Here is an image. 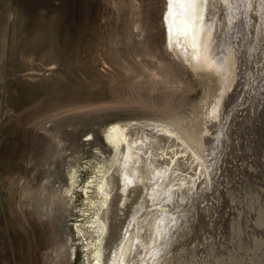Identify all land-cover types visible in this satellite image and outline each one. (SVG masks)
I'll use <instances>...</instances> for the list:
<instances>
[{
	"label": "rangeland",
	"instance_id": "1",
	"mask_svg": "<svg viewBox=\"0 0 264 264\" xmlns=\"http://www.w3.org/2000/svg\"><path fill=\"white\" fill-rule=\"evenodd\" d=\"M232 5L243 16L217 39L237 64L221 76L167 45L168 0H0V264H96L108 202L110 249H132L119 264H264V0ZM129 121L179 138L177 168L152 162L146 185L172 197L102 188L118 163L106 129ZM142 196L158 217L134 241Z\"/></svg>",
	"mask_w": 264,
	"mask_h": 264
},
{
	"label": "bare ground",
	"instance_id": "2",
	"mask_svg": "<svg viewBox=\"0 0 264 264\" xmlns=\"http://www.w3.org/2000/svg\"><path fill=\"white\" fill-rule=\"evenodd\" d=\"M232 3L233 0H214L213 2H211L210 0H168V7L166 10L164 21L166 23L165 32L167 45L171 47L175 52H177V54L182 59L189 62L190 65L196 70L210 69L214 72L220 73L221 76H230V73L236 69L237 59L234 55L237 50L235 51L234 46H230L228 44L225 53L222 54L224 52V48H222L224 45L222 43L220 44V41L217 39V37H219L220 34H223V39L227 36V40L229 37L228 32L230 31V29H233L234 25L236 24V18L238 19L239 14L243 16L241 14V11H237V7L233 6ZM210 4L213 5L211 9V23L208 22V17L206 14H204V8L206 9ZM250 5L251 4L249 3H243L246 11L250 9ZM250 15L251 14H249V16ZM238 25H236L235 27H237ZM215 27L218 28V35L216 37L214 36L215 32L213 31ZM244 27L243 29H245ZM238 30H240V26ZM217 41H219L218 45ZM229 79L228 81H230ZM228 81L226 83V87L222 90L225 98L229 96L231 88L233 86V81ZM105 135L107 140H109L118 151L117 169L112 174H110L107 177V181L102 184V188L103 186H108V189H105V193L107 194V196L111 195V190L114 187L115 183L118 182V178L119 180H121L123 188L125 190L128 189L133 192H136L138 190L142 192L149 191V195L151 197L167 193V195H170V197H172V187L167 188L161 184V186L155 184L151 188L149 187V189L146 187L151 175L154 176V173L159 170L157 168L155 171L153 166L151 167L152 162H157L158 159L161 161H165V167L161 172H164V175L167 177H169L167 175L168 171L170 169L177 168L176 166L180 162L179 157H176L177 155L175 154L173 156H170V159L166 157V155L168 154V148H170L174 144H177V141L179 140V138L175 134H173L172 131L161 125L142 127L140 126V124L129 121L125 123L114 122L110 124L106 129ZM181 142L184 145V142ZM159 154L160 156H158ZM143 164L148 166H145V169L141 171L138 168L143 166ZM140 171L141 176L138 175ZM71 179V184H74L75 176L72 175ZM150 180L152 181V178ZM184 185L185 182L184 184L183 182L180 183L179 191L180 193L186 194L187 186ZM163 189L165 190L164 192L162 191ZM117 191L119 190L117 189ZM125 196H127V194H125ZM185 198L186 197H184V199ZM113 199L115 200L114 197ZM147 206L149 205L146 203V198L145 196H142L136 220L133 224V228L129 231L130 240L133 238L134 241H141L144 233L146 232V230H148L147 228L151 218L158 217L157 214L155 215V213H153L155 209H152V205L149 206L151 208L149 210L147 209L148 211L142 210ZM111 208L112 205L110 202H108L102 212V217L100 218L104 227V235L101 239V247L96 250V264H119L121 260L122 262H124V260L127 259V256L129 254L131 255L132 252L131 245L128 244L126 245L124 251L122 249V252H119L118 254L114 253L116 248L114 250L110 249V246L107 243V241H109L110 239V232L113 231H110L113 224L112 215H110ZM167 213L170 215L175 214L165 211L164 215H161L162 219H159V221H157L158 234L154 237V239L156 241V239L158 238L156 241L158 243L163 242L172 230V227L166 225V222L169 220Z\"/></svg>",
	"mask_w": 264,
	"mask_h": 264
}]
</instances>
